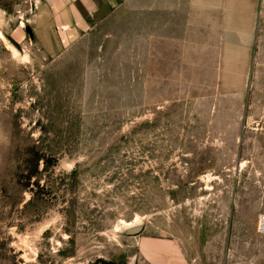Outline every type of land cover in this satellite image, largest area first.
Here are the masks:
<instances>
[{"label": "rangeland", "instance_id": "1", "mask_svg": "<svg viewBox=\"0 0 264 264\" xmlns=\"http://www.w3.org/2000/svg\"><path fill=\"white\" fill-rule=\"evenodd\" d=\"M120 4L0 0V264H264V91L215 97Z\"/></svg>", "mask_w": 264, "mask_h": 264}, {"label": "crops", "instance_id": "2", "mask_svg": "<svg viewBox=\"0 0 264 264\" xmlns=\"http://www.w3.org/2000/svg\"><path fill=\"white\" fill-rule=\"evenodd\" d=\"M123 1L132 8L139 6L138 0H71L83 3L91 16L100 6L113 8ZM142 1L146 3L148 31L161 36L162 64L164 50L170 49L177 70L185 73V65L191 68L185 77H212L210 87L218 91L215 97L242 98L245 107L249 99L264 91V0ZM59 16L73 18L77 13L67 10ZM182 73L169 76L182 77ZM245 107L239 113H246ZM255 112L257 109L250 113ZM261 215L257 232L264 236L258 231ZM140 255L147 264H190L182 247L172 240L144 238Z\"/></svg>", "mask_w": 264, "mask_h": 264}, {"label": "water", "instance_id": "3", "mask_svg": "<svg viewBox=\"0 0 264 264\" xmlns=\"http://www.w3.org/2000/svg\"><path fill=\"white\" fill-rule=\"evenodd\" d=\"M26 31L29 33L30 37L33 38V31L30 29V27L26 26ZM142 230L143 227L141 225H136L126 229L125 233L127 235H135L140 233Z\"/></svg>", "mask_w": 264, "mask_h": 264}, {"label": "built area", "instance_id": "4", "mask_svg": "<svg viewBox=\"0 0 264 264\" xmlns=\"http://www.w3.org/2000/svg\"><path fill=\"white\" fill-rule=\"evenodd\" d=\"M258 231L264 234V214L261 215L259 222H258Z\"/></svg>", "mask_w": 264, "mask_h": 264}]
</instances>
